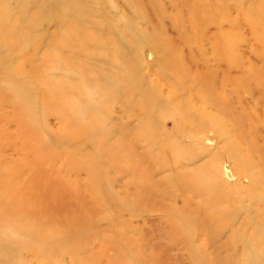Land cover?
Instances as JSON below:
<instances>
[{
  "label": "rangeland",
  "instance_id": "obj_1",
  "mask_svg": "<svg viewBox=\"0 0 264 264\" xmlns=\"http://www.w3.org/2000/svg\"><path fill=\"white\" fill-rule=\"evenodd\" d=\"M65 1L0 0V264H264V0Z\"/></svg>",
  "mask_w": 264,
  "mask_h": 264
},
{
  "label": "bare ground",
  "instance_id": "obj_2",
  "mask_svg": "<svg viewBox=\"0 0 264 264\" xmlns=\"http://www.w3.org/2000/svg\"><path fill=\"white\" fill-rule=\"evenodd\" d=\"M59 1L62 2V5H64V8L65 7H67V8L65 10H63L64 12H63L62 17L60 19H58V24H61V25L66 24V23H69L70 24V22L72 20L67 16V14H70V12H74V10H75L74 7H77V4H75V6H74V3H72V1H70V2L69 1L67 2L65 0H59ZM74 18L77 21V23L80 21V20L77 19V16L74 17ZM71 31L73 33V36L77 35V32H76L77 31V27L74 26ZM187 250H189L190 254L192 255V253L194 251V248H192V247L190 248V245H189V247H188ZM139 262H140V260H139Z\"/></svg>",
  "mask_w": 264,
  "mask_h": 264
}]
</instances>
